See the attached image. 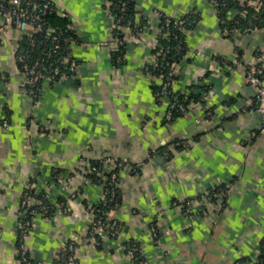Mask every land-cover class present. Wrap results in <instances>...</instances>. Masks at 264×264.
Wrapping results in <instances>:
<instances>
[{"label": "crops", "instance_id": "obj_1", "mask_svg": "<svg viewBox=\"0 0 264 264\" xmlns=\"http://www.w3.org/2000/svg\"><path fill=\"white\" fill-rule=\"evenodd\" d=\"M50 1L69 21L78 71L45 81L37 99L26 93L16 62L21 34L0 29V264H17L19 207L30 182L65 204L48 219L33 218L26 242L36 264H54L69 240L79 264H135L122 249L129 242L140 245L148 264L256 263L264 243V125L242 73L261 63L264 28L225 36L208 0H135L142 31L116 67L102 0ZM238 11L230 9L228 18ZM157 12L199 17L184 33L187 51L171 89L200 104L170 121L154 93L159 82L145 71L159 35ZM105 157L127 164L113 211L123 228L93 241L87 227L103 190L83 183L79 167ZM212 189L222 190L220 203L193 221L174 204Z\"/></svg>", "mask_w": 264, "mask_h": 264}, {"label": "built area", "instance_id": "obj_2", "mask_svg": "<svg viewBox=\"0 0 264 264\" xmlns=\"http://www.w3.org/2000/svg\"><path fill=\"white\" fill-rule=\"evenodd\" d=\"M127 1L135 2V0ZM208 1L218 14L219 0ZM239 4L244 8L246 5L253 7L255 13L259 12L262 7L261 0H250L248 2L247 0H239ZM101 5L104 14L111 20L109 36L114 45L111 52L126 47L129 42H137L142 28L136 18H129L124 9L118 11V4L114 0H102ZM52 9L53 3L50 0H0V16L2 19L0 29L4 31L15 29L21 34L16 49V62L24 77L25 91L33 99L40 96L45 81L55 83L59 78H61L60 80L74 78L78 71L77 62L70 50V44L74 41V36L67 35L63 30L48 24L46 17L52 12ZM193 15L198 17L195 12H189L180 18H172L157 12L159 34H162L166 40L177 39L178 33H185V31L191 29L186 27L196 25L198 21ZM237 16L246 20L247 11L239 10ZM226 19L231 20L227 14ZM161 22L163 23L160 26ZM218 23L220 33L225 36H233V33L237 30L241 32L251 31V28L229 29L225 27L224 19L219 20ZM69 30L71 29L69 28ZM24 39L28 41L26 48L21 47V42ZM156 46L151 54L150 64L145 67V71L155 81L159 82L160 91L156 94V97L160 102L167 105L165 118L170 121L175 110L181 115H185L192 107L200 104V101L189 99L183 93L182 98H180L181 95L172 91V79L179 63L168 61V54L172 51V47L157 48ZM36 48L40 49V53L34 56L32 53ZM196 55L199 54L196 53ZM256 55L259 62H264V53L260 52ZM260 64L245 66L242 77L255 91L257 99L255 109L262 116L264 125V79L262 78ZM115 66H120V60ZM160 67L166 73L153 74L152 70ZM204 87L209 89L207 85ZM206 117L207 120L211 117L209 110L206 111ZM4 125H7L6 120H4ZM164 152L167 154L169 148L165 147ZM126 165L122 159L105 157L99 162V166L88 164L79 167V172L84 175L83 183L98 184L103 190V197L99 203L101 211L97 213L95 210L87 227V237L90 240L96 241L102 234L114 238L123 228L122 224L113 217V211L117 206L118 198L121 196V193L118 192V173ZM221 192L220 189L208 190L197 198L185 199L174 204L182 211L184 216L193 221L198 216L211 212L212 209L210 208L216 207L220 203ZM75 196L76 192H72L69 198ZM64 206V203L52 201L45 192L37 190L34 183L30 182L28 184L22 193L19 207L17 264H36L30 256V249L26 242L33 230V218L36 215H41L48 219L52 217L57 209ZM150 232L156 241L159 232L153 224L150 225ZM75 248L73 241L69 240L62 243L56 253L54 264H79ZM122 249L131 262L148 264L142 254L140 245L129 242L124 244ZM260 254L259 249L257 256Z\"/></svg>", "mask_w": 264, "mask_h": 264}, {"label": "trees", "instance_id": "obj_3", "mask_svg": "<svg viewBox=\"0 0 264 264\" xmlns=\"http://www.w3.org/2000/svg\"><path fill=\"white\" fill-rule=\"evenodd\" d=\"M114 1L118 4V7H119L118 11L120 9H124V11L126 12V14L128 15L129 18H132V19L136 18L135 2L127 1V0H114ZM248 1H250V0H247V2ZM261 2H262L261 10L259 12L255 13L253 7H251V6L246 5L245 8L241 7L238 0H219V6L217 7L218 21L221 19H224L225 20L224 25H225V27H227L229 29H232V28H240V29L251 28V31H253L256 29L264 28V21H263L264 20V0H261ZM232 8H236L238 10H246L247 11V19L243 20L239 16H235L231 20H227L226 14ZM193 17L196 18V21H198L199 17H197L195 15H193ZM46 19H47L48 24H50V26L63 30L67 35L74 36L73 32L71 30H69L70 26H69L68 19L65 17L57 16V14L54 10V6L52 9V12L46 17ZM162 23L163 22H161L160 26L162 25ZM194 25L188 26L186 28H194L195 27ZM184 36H185V34L181 32V33H178L177 39L166 40L163 38L162 34H159L156 47L157 48H164L167 46L172 47L173 48L172 51L168 54V61H176L179 64H181V62L184 61V59H185V55H186V51H187L186 50L187 48H186V45L184 42ZM27 44H28V41L26 39H24L21 42V47L26 48L28 46ZM177 48H179V50H177ZM39 53H40V49L36 48V50H34L32 55L37 56V55H39ZM124 54H125V47H121L118 51L112 52V58H113L114 66L117 65L118 60H120V65L123 63L124 57H125ZM152 71H153V74H159V73L165 74L166 73V71L164 69H162V67L154 69ZM262 78L264 79L263 74H262ZM60 79L61 78H59L58 81H60ZM173 79H174V77H173ZM159 91H160V87L154 88L155 94H157ZM176 94L181 95L179 97L182 98V93H176ZM188 98L193 99L195 101L199 100V98H197L196 96H193V95H188ZM180 115L181 114L177 110H175L173 113L172 119H174ZM159 152H161V149H159ZM94 164L99 166V163H97V162H94ZM118 192L120 194V190ZM120 200H121V196L118 198V203L120 202ZM100 208L101 207L98 205V207L96 208L97 213H99L101 211ZM260 251H261V254L258 256L257 262L253 263V264H264V243L260 244ZM244 263L245 262L241 261L238 264H244Z\"/></svg>", "mask_w": 264, "mask_h": 264}]
</instances>
